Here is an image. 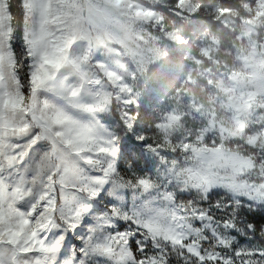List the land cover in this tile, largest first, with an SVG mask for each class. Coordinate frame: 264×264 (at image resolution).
<instances>
[{
    "label": "snow or ice",
    "instance_id": "6c2138e0",
    "mask_svg": "<svg viewBox=\"0 0 264 264\" xmlns=\"http://www.w3.org/2000/svg\"><path fill=\"white\" fill-rule=\"evenodd\" d=\"M74 0H0V264H264V107L136 130Z\"/></svg>",
    "mask_w": 264,
    "mask_h": 264
},
{
    "label": "rangeland",
    "instance_id": "374dc122",
    "mask_svg": "<svg viewBox=\"0 0 264 264\" xmlns=\"http://www.w3.org/2000/svg\"><path fill=\"white\" fill-rule=\"evenodd\" d=\"M74 2L85 37L74 48L103 64L137 131L172 121L178 132L264 107V0ZM213 28L236 31L233 64L218 63Z\"/></svg>",
    "mask_w": 264,
    "mask_h": 264
},
{
    "label": "trees",
    "instance_id": "16d2710c",
    "mask_svg": "<svg viewBox=\"0 0 264 264\" xmlns=\"http://www.w3.org/2000/svg\"><path fill=\"white\" fill-rule=\"evenodd\" d=\"M204 3L209 2L210 0H201ZM216 36L218 37V51H217V61L218 63H227L229 65L233 64L237 51V33L236 31H217L216 28H213ZM210 66L208 62L203 63L202 67L205 68ZM141 90H143L144 85L142 82L138 85Z\"/></svg>",
    "mask_w": 264,
    "mask_h": 264
}]
</instances>
